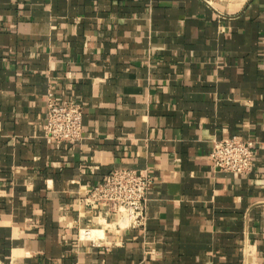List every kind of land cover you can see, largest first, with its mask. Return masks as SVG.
I'll list each match as a JSON object with an SVG mask.
<instances>
[{
  "label": "crops",
  "instance_id": "1",
  "mask_svg": "<svg viewBox=\"0 0 264 264\" xmlns=\"http://www.w3.org/2000/svg\"><path fill=\"white\" fill-rule=\"evenodd\" d=\"M49 92L80 142H45ZM226 137L264 142V0H0V264H264V151L218 171ZM116 169L141 230L82 204Z\"/></svg>",
  "mask_w": 264,
  "mask_h": 264
},
{
  "label": "built area",
  "instance_id": "2",
  "mask_svg": "<svg viewBox=\"0 0 264 264\" xmlns=\"http://www.w3.org/2000/svg\"><path fill=\"white\" fill-rule=\"evenodd\" d=\"M45 115L42 126L46 143H78L83 137L82 108L77 103L59 102L52 93L45 97ZM264 151V142L255 143L238 137L213 141L209 152L212 167L230 174H249L254 151ZM151 178L145 171L116 169L105 175L89 189L82 204L94 211H105L113 231L141 230L145 226L147 192ZM90 229H81L82 238L88 239Z\"/></svg>",
  "mask_w": 264,
  "mask_h": 264
}]
</instances>
